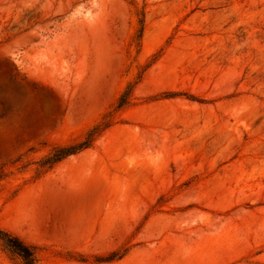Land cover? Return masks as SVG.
<instances>
[{"label": "rangeland", "instance_id": "obj_1", "mask_svg": "<svg viewBox=\"0 0 264 264\" xmlns=\"http://www.w3.org/2000/svg\"><path fill=\"white\" fill-rule=\"evenodd\" d=\"M0 227L37 264H264V0H0Z\"/></svg>", "mask_w": 264, "mask_h": 264}, {"label": "trees", "instance_id": "obj_2", "mask_svg": "<svg viewBox=\"0 0 264 264\" xmlns=\"http://www.w3.org/2000/svg\"><path fill=\"white\" fill-rule=\"evenodd\" d=\"M129 97V91L124 90L116 100L114 110H119L120 108L128 105L130 102ZM112 113L113 112L110 111L105 114L97 123H95L86 131V133L80 140L67 145L54 147L50 155L45 158L47 169L51 168L52 165L66 158L67 156L76 154L92 146L94 141L113 123ZM0 243L3 248L9 252L10 255L17 257L20 260L21 264H37V257L34 247L24 243L17 236L4 230L1 227Z\"/></svg>", "mask_w": 264, "mask_h": 264}]
</instances>
